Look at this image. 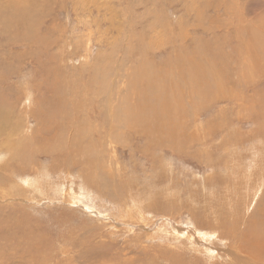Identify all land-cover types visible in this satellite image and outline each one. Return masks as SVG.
I'll return each instance as SVG.
<instances>
[{"label": "rangeland", "instance_id": "374dc122", "mask_svg": "<svg viewBox=\"0 0 264 264\" xmlns=\"http://www.w3.org/2000/svg\"><path fill=\"white\" fill-rule=\"evenodd\" d=\"M251 263L264 0H0V264Z\"/></svg>", "mask_w": 264, "mask_h": 264}, {"label": "bare ground", "instance_id": "6f19581e", "mask_svg": "<svg viewBox=\"0 0 264 264\" xmlns=\"http://www.w3.org/2000/svg\"><path fill=\"white\" fill-rule=\"evenodd\" d=\"M148 113H149V112H148ZM150 114H151V112H150ZM145 115H146V114H145ZM145 115H144V117H145ZM142 117H143V116H142ZM144 117H143V118H144ZM150 117H151V115H150ZM152 117H153V116H152ZM147 118H148V117H147ZM147 118H146V119H147ZM149 119H150V118H149ZM149 119H148V120H149ZM152 119H153V118H151V121H153ZM144 120H145V118H144ZM151 121H150V122H151ZM153 124H155L154 121H153ZM159 124H160V123H159ZM152 128H153V127H152ZM155 128H156V127H155ZM156 130H157V129H156ZM254 162H255V161H254ZM255 163H256V162H255ZM44 187H45V186H44ZM220 213H221V212H220ZM198 225H199V224H198ZM201 225H202V224H201ZM252 233H253V232H252ZM253 234H254V233H253ZM255 234H256V233H255ZM260 237H261V236H260ZM260 237H259V238H260ZM254 238H255V237H254ZM262 238H263V237H262ZM260 239H261V238H260ZM249 242H250V241H249ZM230 249H231V248H230ZM229 251H230V250H229ZM234 251H236V250L234 249ZM239 255H240V254H239ZM236 257H237V255H236ZM262 258H263V257H262ZM257 261H258V260H257ZM234 263H235V262H234ZM251 264H252V263H251Z\"/></svg>", "mask_w": 264, "mask_h": 264}]
</instances>
